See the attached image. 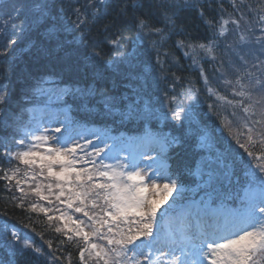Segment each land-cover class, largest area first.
<instances>
[{
    "label": "trees",
    "instance_id": "obj_1",
    "mask_svg": "<svg viewBox=\"0 0 264 264\" xmlns=\"http://www.w3.org/2000/svg\"><path fill=\"white\" fill-rule=\"evenodd\" d=\"M45 8L42 23L25 34L31 45L22 41L0 50V177L8 169L6 140L19 139L34 95L53 88L62 92L59 106L72 124L98 129L116 140L146 134L166 138L165 170L180 190L181 202L236 206L230 199L238 196L243 167L250 159L225 124L229 119L232 126L237 117L242 124L264 119V101L254 103L264 95L256 86L257 80L264 82V55L257 49L264 40L256 41L264 37V0H100L91 7L95 15L83 18L72 34L58 24L59 14L68 12L63 1L47 0ZM225 20L228 32L221 36ZM232 20L237 21L234 27ZM141 21L142 31L137 27ZM256 26L259 32H251ZM48 28L53 29L50 35ZM238 30L251 39L244 52L231 45ZM113 39L117 46L108 43ZM199 45L210 46L211 53ZM190 47L198 54L187 55ZM194 58H199L197 64ZM241 89L251 100L233 94ZM249 104L255 115L246 117L242 108ZM177 112L179 120L173 118ZM240 132V142L246 143L247 131L240 127ZM202 135L232 170L231 181L217 187L210 201L199 188L203 179L196 175L206 156L213 158V149L206 151L200 144ZM251 150L253 157L264 156L259 143ZM39 209L0 179V228L17 231L32 246L11 250L4 261L81 264L83 241L66 234L55 215Z\"/></svg>",
    "mask_w": 264,
    "mask_h": 264
},
{
    "label": "rangeland",
    "instance_id": "obj_2",
    "mask_svg": "<svg viewBox=\"0 0 264 264\" xmlns=\"http://www.w3.org/2000/svg\"><path fill=\"white\" fill-rule=\"evenodd\" d=\"M60 1H63L65 7L68 9V12L66 14L63 12L59 14L58 24H60L65 33L68 34L77 33L76 31L81 28L77 25H80L83 22V18H86L87 15H95L91 7L93 4L98 5L100 2V0ZM46 2L47 0H0V50H4L12 43L22 41H25L24 44L28 43V45L24 46L31 45L27 39V35L25 34H27L30 30L35 29L40 23H42L46 13ZM244 22V19H242V23ZM230 24H228V26ZM231 26L234 27L235 25L232 24ZM50 28L46 31L47 35L53 33V29ZM227 28L226 24H224L223 29L225 33L228 32ZM259 29L260 28L256 26L251 29V32H259ZM247 35L248 34L245 31L238 30L234 32L231 45L244 52L247 44H250L251 41ZM241 36L246 38L245 43L240 42ZM257 49L260 54L264 55V47H262L261 44L257 45ZM188 51L189 53H187V55L192 54L195 56L198 54V51L191 47L188 48ZM198 59L199 58H194L192 62L197 64ZM151 82L154 84V81ZM154 92H158L156 88ZM60 94H62V92H56L53 88H48L44 90L43 93L34 95L35 98L31 101L33 104L30 106L29 113L27 115L29 118L27 126L20 131L18 135L19 139H24L27 145H31L33 143L31 138L32 134L39 135L43 132L44 135L50 137L49 146L52 147H59L61 144L67 143L70 140H75L76 142L81 143L91 140L93 143L89 145L87 151H94L96 147L104 148L105 151L102 154V158L105 163L121 165L125 168V170L131 166L137 171L147 173V176L145 177V184L149 187L144 190L143 194L149 199L161 202L162 204L158 213L160 215V220H157L156 228V233L160 240V242L156 245L157 248L161 250L174 251L175 255H181L182 251H187L193 245L199 247L200 237L193 234L196 230L201 234L216 233L217 235H227L229 231H239L241 227L246 226L241 220L247 216L251 201L255 200L256 203L259 204V194L261 190L264 189V175H261L258 168H253L251 166L253 162L254 164L257 163L255 159L253 162L249 160L246 164L247 166L245 165L243 167V171H245V173L242 175V186L240 187V192H238V196L236 198L230 199H235L233 202H237L236 206L228 205L227 203L223 204L220 201H218L216 205H209L210 202L200 203L199 201L183 203L180 201L181 192L177 188H175L172 195L168 197L167 204H163L165 194L160 192V187L165 183H173L166 174L165 163L163 161V155L168 140L160 135L149 136L148 134L141 136L136 140L131 138L116 140L114 136L103 134L98 129L86 128L85 126L72 124L70 120L67 119L63 107L59 106L61 104L62 97ZM1 98L2 90H0V100ZM231 121L232 120L228 119L225 124L227 131L229 132V130H231L234 132L237 130V132L240 133V125L242 122H240L237 117V119L232 122L231 126ZM56 128H59L60 132H56ZM52 137H55L56 139H51ZM201 138L202 141L200 144L202 148L206 151L210 150V152H212L211 150L213 147L210 145L211 143L206 142V135H202ZM6 141L5 148L7 152L24 150V147L17 145L16 141ZM44 147L45 146L42 145L38 151L43 153ZM6 156L9 158L7 159V173L11 174L15 169H20L19 174L13 181L5 179L8 187H14L16 191L17 184L15 180H20V187L22 191H16V193L24 199H30L35 205H38L39 208H43L45 212L55 215V217H59L57 220L62 225L64 232L71 235L73 238H76L79 243L82 242V237L75 234L79 231L75 221L83 220L87 224H91V221H89L87 217L83 216L82 213H76L72 211L71 208L65 207V203H67L65 198L67 193H65V196H61L59 200L55 198L59 192V189L55 186L57 183L55 179L44 180L37 177V179H40L41 184L39 191L46 197L45 200H40L38 195L33 194L36 182L34 180L27 179L24 175L25 172L28 171L27 166L20 165L18 160L11 159L7 154ZM100 159L101 158L98 157L97 161ZM222 161L223 160L219 152L213 149V158L211 155L206 156V159L201 162L196 174L200 182L201 179H203V183L199 185V188L202 189V192L205 193L207 197L210 196L207 198L209 201L217 194V187H219V189L221 185H223L222 187H225L229 181H231L232 170L230 169V166L224 164ZM87 166L89 168L91 167V165ZM80 167L81 165H76L77 170ZM53 170L58 171L59 169L54 167ZM44 175L46 176L47 173H44ZM149 176H151L152 179H148ZM49 182L53 186L51 192H49L46 187ZM93 182L96 181L94 180ZM152 183L157 184L156 192H153L150 188ZM228 200H226V202ZM97 203L99 202L97 201ZM76 206L80 205L78 203L73 205V207ZM101 207H107V205L104 204L94 209L87 208L85 210L92 211V215H94V217H99L103 216ZM254 214L259 215L258 209ZM198 215L201 217H198ZM69 217H71V219H69ZM203 218L208 220L207 223L214 222L216 224L214 227L218 226V229L201 230L203 227L200 226L205 221ZM104 219L107 220L108 218L105 217ZM108 223L111 225L113 222L108 221ZM224 224L228 227H225ZM99 226L98 222L97 227ZM84 231L91 232L92 229L85 227ZM106 231L107 229H100L101 233ZM13 233H15V239L13 237ZM108 235L111 236V233H108ZM169 236L171 239L167 238ZM25 241L31 245L30 239L20 236L17 231L9 230L6 227L0 228V264H7V262L4 261V257L9 256L11 250H32V246L24 247ZM90 243H96L98 246L107 247L106 241L100 236H98L95 240H90ZM82 248L86 249V245H84V243ZM169 258H171V255ZM83 260L84 264H102V262H98L96 259L90 260L89 254L86 250L84 251ZM202 264H207V261H202Z\"/></svg>",
    "mask_w": 264,
    "mask_h": 264
},
{
    "label": "snow or ice",
    "instance_id": "obj_3",
    "mask_svg": "<svg viewBox=\"0 0 264 264\" xmlns=\"http://www.w3.org/2000/svg\"><path fill=\"white\" fill-rule=\"evenodd\" d=\"M260 20L264 21V15L260 17ZM227 23V20L221 22L219 35L225 34L223 25ZM231 23L237 24V21L232 20ZM137 27L142 31L145 27L144 22L141 21ZM260 31L264 32V28H261ZM261 40H264V37L256 38L257 43H260ZM240 42L245 43L246 38L241 36ZM108 43L112 46L118 45L116 39L109 40ZM198 47L208 54L211 53L210 46L199 45ZM255 67H260V65H255ZM239 84L238 78L237 85ZM256 86L264 93V82L257 80ZM233 94L251 100V96L246 95L243 89ZM262 101H264V95L261 100H256L254 103L259 104ZM252 108L253 104L242 108L246 117L255 115ZM260 115L264 117V108H261ZM173 118L179 120L180 114L174 113ZM249 124L252 126L249 127ZM256 125H261V128L257 129ZM241 127L248 133L246 143H241L239 139V135H243V132L234 133L229 130V136L236 137L238 147L248 154L250 160L254 158L257 161L251 166L258 168L261 175H264V156L253 157L251 150V146L259 143L261 151H264V119L249 120ZM55 131L60 132V129L56 128ZM31 138L33 141L31 145H27L24 139H17L16 144L23 146L24 150L6 151V154L11 159L18 160L20 165L27 166L28 171L24 175L27 179L36 182L33 194L38 195L40 200L46 199L39 191L41 188L40 179H55L57 182L55 186L59 189L55 198L59 200L67 193L65 207L71 208L76 213H82L91 221V224H87L83 220L75 221L79 230L75 234L82 237L83 243L86 245V249L81 250V264H84L85 250L88 252L90 260L96 259L102 264H202V261H207V264H264V189L259 194V204L255 200L250 202L249 212L243 219L245 227H241L239 231H229L227 235L202 233L199 247L193 245L187 251H182L181 255H175L174 251L161 250L156 247L160 242L156 233L157 216L162 204L143 194L144 190L149 187L145 184L147 173L137 171L131 166L125 170L121 165L105 163L102 158L104 148L96 147L94 151H87L89 145L93 143L91 140L84 143L70 140L59 147H52L49 146L50 137L44 135L43 132L39 135L32 134ZM51 139L56 138L52 137ZM42 145L45 147L43 153H40L38 149ZM98 157L101 158L99 161H97ZM77 164L81 165L78 170ZM87 165H91V167L89 168ZM54 167L59 170L54 171ZM19 172V168L11 174L6 172L0 179L13 181ZM44 173L47 175L45 176ZM148 179H152V177L149 176ZM94 180L96 182H93ZM15 182L17 184L16 191H22L21 181L17 179ZM46 187L51 192L53 186L50 182ZM150 188L156 192L157 184L152 183ZM175 188L174 183H165L160 187V192L165 194L163 204H167L168 197L172 195ZM77 203L80 206L73 207ZM104 204L107 207H101L103 216L94 217L85 210L87 208L94 209ZM257 209L259 215L254 214ZM31 210L35 211L36 207L33 206ZM39 210L44 211L43 208ZM105 217L108 219L105 220ZM108 221L113 223L110 225ZM98 222L99 227H97ZM85 227L91 228L92 231L85 232ZM101 228L107 229V231L101 233ZM56 231L59 232L60 229L57 228ZM108 233H111V236ZM98 236L106 241L107 247L90 243V240H95ZM13 237L15 239V233H13ZM167 238L171 239L170 236ZM68 239L71 240V237ZM24 247H31V245L25 241ZM170 255L171 258H169Z\"/></svg>",
    "mask_w": 264,
    "mask_h": 264
},
{
    "label": "bare ground",
    "instance_id": "obj_4",
    "mask_svg": "<svg viewBox=\"0 0 264 264\" xmlns=\"http://www.w3.org/2000/svg\"><path fill=\"white\" fill-rule=\"evenodd\" d=\"M198 217H201V216H199L198 215ZM203 220H205L204 221V223H202V225L200 226V227H203V229H201V230H210V229H218V226H216V227H214L216 224L214 223V222H211V223H207L208 222V220H206L205 218H203ZM242 222H243V219L241 220ZM226 224V223H225ZM224 224V225H225ZM225 227H228V226H226L225 225ZM194 234H197V232L196 231H194Z\"/></svg>",
    "mask_w": 264,
    "mask_h": 264
}]
</instances>
